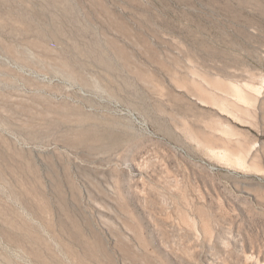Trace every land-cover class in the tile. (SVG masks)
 I'll use <instances>...</instances> for the list:
<instances>
[{
  "label": "rangeland",
  "instance_id": "1",
  "mask_svg": "<svg viewBox=\"0 0 264 264\" xmlns=\"http://www.w3.org/2000/svg\"><path fill=\"white\" fill-rule=\"evenodd\" d=\"M0 264H264V0H0Z\"/></svg>",
  "mask_w": 264,
  "mask_h": 264
}]
</instances>
